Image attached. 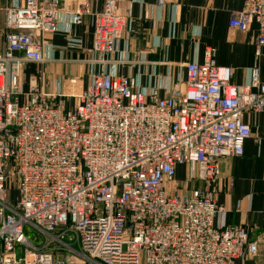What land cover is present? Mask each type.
Segmentation results:
<instances>
[{"label": "built area", "instance_id": "built-area-1", "mask_svg": "<svg viewBox=\"0 0 264 264\" xmlns=\"http://www.w3.org/2000/svg\"><path fill=\"white\" fill-rule=\"evenodd\" d=\"M60 1L4 8L0 264H235L244 247L254 255L257 245L243 228L215 224L226 212L215 193L221 160L241 157L251 136L243 114L264 111L259 67L236 86L232 69L218 66L216 50L207 47L201 63L186 64L182 88L165 98L152 88L147 100L131 75L95 70L69 107L65 95L40 89V74L23 89L26 65L44 62ZM126 1L105 0L92 14L89 0H77L71 13L73 26L94 16L98 64L117 50ZM241 2L228 26L245 32L255 23L263 47L264 0ZM178 165L186 167L183 189ZM194 182L201 187L189 188Z\"/></svg>", "mask_w": 264, "mask_h": 264}, {"label": "crops", "instance_id": "crops-1", "mask_svg": "<svg viewBox=\"0 0 264 264\" xmlns=\"http://www.w3.org/2000/svg\"><path fill=\"white\" fill-rule=\"evenodd\" d=\"M104 1L89 0L92 14L103 10ZM22 2L0 0V54L5 50L4 8ZM76 5L77 0L58 2L57 31L46 36L44 62L26 65L24 91L29 80L40 74L38 86L46 93H80L89 84L92 71L104 70L134 77L136 89L144 93L145 100L152 88L158 89L159 98H165L177 85H185L186 64L201 63L207 47L216 50L218 66L232 69V84L247 85L254 65L259 67L264 83V46H257V25L251 24L245 32L228 26L231 14L243 9L241 0H165L162 7L157 0H127L119 6L127 22L122 38L103 64L96 63L99 56L92 50L94 16H85L77 26L71 24ZM43 74L55 77L53 88L45 83ZM70 80L76 81L74 87L68 85ZM66 103L72 106L71 101ZM243 121L251 136L241 157L220 162L215 200L226 212L215 218V224L243 228L248 241L257 245L254 255L244 247L235 264H264V111H247ZM186 175V167L178 165L176 182L183 180L184 184ZM193 186L201 187L198 182L188 184Z\"/></svg>", "mask_w": 264, "mask_h": 264}, {"label": "rangeland", "instance_id": "rangeland-1", "mask_svg": "<svg viewBox=\"0 0 264 264\" xmlns=\"http://www.w3.org/2000/svg\"><path fill=\"white\" fill-rule=\"evenodd\" d=\"M39 67L37 68V72L39 71ZM42 78H43V80L45 81V83L46 84H48L49 85V87H51V88H53L54 87V85H55V77H50L49 75H47V74H43L42 75ZM61 81H62V79L60 78V83H61ZM73 81V82H72ZM69 84L68 85H71V86H73L74 87V85L76 84V81L75 80H70L69 82H68ZM55 94H59V95H65V96H63V97H65V100L68 102H70L71 101V103L72 104H74L75 103V100H76V96H77V94H79V93H72V92H69V94H68V92H66V94H60V93H55ZM73 97L75 98V99H73ZM183 180L182 181H179L178 183H180V184H178V186L180 187V188H184V184H183ZM9 188H11V192H10V200L12 201V202H15L16 201V199H17V197H18V192H17V190H15L14 188H12L11 186H10V184H9ZM27 235H28V237L30 238V239H32L33 237H34V235H35V232L34 231H31L30 233H27Z\"/></svg>", "mask_w": 264, "mask_h": 264}]
</instances>
